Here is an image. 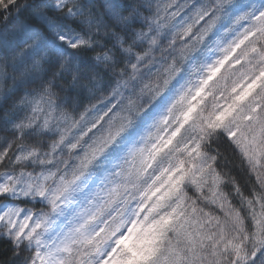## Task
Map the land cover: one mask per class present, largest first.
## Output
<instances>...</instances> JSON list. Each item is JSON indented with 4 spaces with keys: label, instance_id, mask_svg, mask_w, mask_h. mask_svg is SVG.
Here are the masks:
<instances>
[{
    "label": "clouds",
    "instance_id": "clouds-1",
    "mask_svg": "<svg viewBox=\"0 0 264 264\" xmlns=\"http://www.w3.org/2000/svg\"><path fill=\"white\" fill-rule=\"evenodd\" d=\"M51 7L58 28L0 42V247L10 249L0 264H99L113 248L121 260L128 248L147 255L140 241L164 217L158 250L133 264H216L221 222L220 264H264V231L257 241L254 221L264 212V0ZM40 94L50 103L37 114L30 101ZM217 200L239 214L243 230ZM193 209L201 220L219 218L198 223L214 234L197 244L198 258L180 227L197 218ZM121 237L128 247L116 244ZM89 239L102 240L99 254ZM230 239L246 261L224 250Z\"/></svg>",
    "mask_w": 264,
    "mask_h": 264
},
{
    "label": "snow or ice",
    "instance_id": "snow-or-ice-1",
    "mask_svg": "<svg viewBox=\"0 0 264 264\" xmlns=\"http://www.w3.org/2000/svg\"><path fill=\"white\" fill-rule=\"evenodd\" d=\"M162 9L165 11V13L168 12L170 5L169 4H164L161 6ZM162 27V25H161ZM257 30L261 33V35L258 37V39H264V22H260L258 24V28ZM252 33H249L248 35H251ZM63 39V37H61ZM247 36L242 37L237 43L236 45L233 46L232 48V52H229L228 55H226L223 59H221L218 63V65L214 68H211V75L214 76L218 71H220V68L224 65V63L236 52V50L244 43L245 40H247ZM77 43H84L83 40L77 41ZM154 43V41H153ZM72 47H76V44H73ZM249 51H258V49H256L255 45L253 44V46L249 49ZM261 59H264V53H261ZM238 62V61H237ZM134 67V66H133ZM260 76H264V70L261 71ZM260 76H257L256 79L252 80L251 83L247 84V86L244 87L243 91L235 97L236 101H241L243 99H245L250 91L257 85V82L260 79ZM211 78V76L209 77V79ZM207 81H205L206 83ZM200 89L197 90V94H199ZM233 91H235V89H233ZM31 105H32V110L35 113H40V111L43 109V107L45 106V104L50 103L49 97L45 94H40L37 97H34L31 101H30ZM189 111H191V109H189ZM223 117V113L218 114L216 119H222ZM219 126V125H217ZM183 179V176L178 177L177 181L174 182V185H178V182L180 180ZM193 182L195 183L196 180L195 178L193 179ZM165 195H167V193H165ZM217 204L218 206L224 208L225 210V215L227 217H229V220L232 224H235L238 228L242 229V222L239 219V214L238 213H233V212H229L228 211V206L226 205V202H221L219 200H217ZM193 213H196V219L192 220L189 217H185V224H182L180 227L184 229L183 235L185 237V239L189 242L190 244V252H194V254L196 255V257H199V252L197 251V244L199 243L200 246H204V241L206 240H211L212 236L214 234L209 233L207 231L204 232H200L197 228V225L199 223V227H203V223H207V222H218L219 218L215 217V216H209L207 217L206 220H201V218L199 217L198 212L196 211V209L192 210ZM15 210L10 209L7 213V215L12 216L14 215ZM164 223L163 224H159V222H154L152 225H149V229L152 231V236L150 237H146L145 239H142L140 241V243H146L147 244V255H144L142 253H137L136 249L133 248H128V250L132 253L131 256H128L126 258H124L123 260L120 259L119 255L117 254V249L113 248L110 252L107 253V255L101 259L99 261V264H133L134 260H140V259H144L147 260L150 256L154 255L156 253L157 246H156V241L160 239L161 237V232L157 231L156 229L159 227L160 229H163L165 226H167L170 217H164L162 218ZM254 221L256 224V233H255V238L257 241L261 240L262 237L260 235V233L262 231H264V212H257L256 216L254 217ZM25 224L27 223V221L24 222ZM192 225L191 230H189L188 228V224ZM146 230V231H148ZM180 229H177V231H179ZM23 231V227H21L20 231L16 232V236L19 237L21 232ZM221 239L220 240H216L213 242V252L214 255L216 256V264H220V255L218 252L215 251V247L217 244L221 243V240H223L224 238V229H223V222H221ZM193 232H195V237L193 236ZM29 235H31V233H29ZM110 235V234H109ZM104 239H107V236L104 237ZM84 243L87 244H93L94 247L92 249V251L96 252L97 254L100 253L101 251V244H102V240L100 241H94V240H85ZM121 243L125 244V247H128L127 242L125 240L124 237H121L119 240L116 241V244L119 245ZM66 251L71 252L72 249L69 247H65ZM224 250H231L235 257H238L241 261H246V256L244 254V251L241 247V245L239 243H234L231 239L228 240L227 244L224 245ZM87 255V254H84ZM256 257V253H253V259H255ZM78 264H84V261L79 260L78 259ZM88 264H93L92 261H89ZM177 264H179V257H177Z\"/></svg>",
    "mask_w": 264,
    "mask_h": 264
},
{
    "label": "trees",
    "instance_id": "trees-1",
    "mask_svg": "<svg viewBox=\"0 0 264 264\" xmlns=\"http://www.w3.org/2000/svg\"><path fill=\"white\" fill-rule=\"evenodd\" d=\"M52 3L53 0H0V42H9L16 33L58 28ZM9 251L6 245L0 247V257Z\"/></svg>",
    "mask_w": 264,
    "mask_h": 264
}]
</instances>
